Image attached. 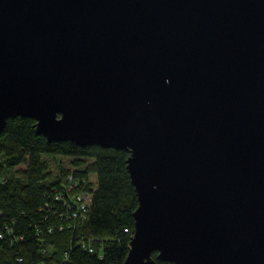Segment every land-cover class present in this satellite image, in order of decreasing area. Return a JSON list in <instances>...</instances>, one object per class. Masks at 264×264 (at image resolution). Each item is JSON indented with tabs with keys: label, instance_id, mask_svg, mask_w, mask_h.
<instances>
[{
	"label": "water",
	"instance_id": "water-1",
	"mask_svg": "<svg viewBox=\"0 0 264 264\" xmlns=\"http://www.w3.org/2000/svg\"><path fill=\"white\" fill-rule=\"evenodd\" d=\"M126 151L123 264H264V0H0V134Z\"/></svg>",
	"mask_w": 264,
	"mask_h": 264
},
{
	"label": "trees",
	"instance_id": "trees-1",
	"mask_svg": "<svg viewBox=\"0 0 264 264\" xmlns=\"http://www.w3.org/2000/svg\"><path fill=\"white\" fill-rule=\"evenodd\" d=\"M33 126L29 118H13L0 134V264H59L65 257L63 264H123L137 206L125 168L128 153L48 142ZM47 155L58 159L55 175ZM21 165L25 170L17 175ZM70 175L86 182L87 218L67 229L54 197ZM80 242L93 254L77 247ZM151 264L170 263L152 254Z\"/></svg>",
	"mask_w": 264,
	"mask_h": 264
},
{
	"label": "built area",
	"instance_id": "built-area-1",
	"mask_svg": "<svg viewBox=\"0 0 264 264\" xmlns=\"http://www.w3.org/2000/svg\"><path fill=\"white\" fill-rule=\"evenodd\" d=\"M66 185L62 186L61 193L54 197V201L56 204L63 205V209H61L62 215L59 216L60 220H64L68 228H72L75 226V223H83V221L87 218L86 213V205L84 202V188L86 187L85 181H77L73 179L72 175L67 177ZM64 226H62L59 230H63ZM9 235H13L12 232L7 231ZM1 238V237H0ZM77 247L80 246L81 249H86L89 254H93L94 249L92 246H89L85 242L77 243ZM67 258L65 257L63 261L59 262V264H63ZM21 260L18 261V264ZM43 264V263H41Z\"/></svg>",
	"mask_w": 264,
	"mask_h": 264
},
{
	"label": "rangeland",
	"instance_id": "rangeland-1",
	"mask_svg": "<svg viewBox=\"0 0 264 264\" xmlns=\"http://www.w3.org/2000/svg\"><path fill=\"white\" fill-rule=\"evenodd\" d=\"M54 160H53V159ZM43 159L45 160V161H47V163H48V168H49V171H51V173L53 174V175H55L57 172H56V161H58V159L56 158V157H52V156H44L43 157ZM56 160V161H55ZM23 170H25V166L24 165H21V166H19V167H17L16 169H15V171H14V173H16L17 175H19V172H21V171H23Z\"/></svg>",
	"mask_w": 264,
	"mask_h": 264
}]
</instances>
